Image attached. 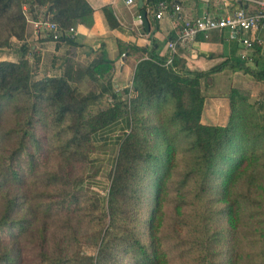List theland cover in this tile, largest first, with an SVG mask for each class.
Returning a JSON list of instances; mask_svg holds the SVG:
<instances>
[{
    "label": "trees",
    "instance_id": "trees-1",
    "mask_svg": "<svg viewBox=\"0 0 264 264\" xmlns=\"http://www.w3.org/2000/svg\"><path fill=\"white\" fill-rule=\"evenodd\" d=\"M165 1L168 0H146L143 8L146 9L151 2H155L156 8L160 2ZM23 4L29 7L30 19H35L39 10L45 8L41 13L56 22L62 30L78 23L89 25L92 22V7L87 0H0V19L6 20L12 38L23 39L26 26L31 25L23 14ZM66 36L63 33L55 41L66 39ZM12 44L10 40H6L0 42V48L11 47ZM155 47V40H152V49L146 52L148 58L136 65L130 90L125 89L117 94L108 81L106 88L111 91V103L94 115L87 114L89 97L77 94L72 83V73L75 72L71 65L63 76L37 78L26 57V49L18 61L0 60V233L7 228L11 234L15 225L19 226L21 233H25L30 223L28 216L36 221L42 220L39 219L40 215L49 216L53 207L60 206L72 216L66 221L68 229L74 219L73 215L81 213L82 217L89 219L87 224L90 230H97L96 235L90 237L95 255L79 250L76 258L80 262L170 264V252L173 249L177 253L173 256L184 259L185 264H188L187 256L191 258L190 264H236L233 249L227 252L225 258L221 257L218 249L222 241L221 230L218 226L213 227L209 219L202 215L196 225H190L192 228L185 235L179 229L175 231L174 244L166 246L164 243L161 235L165 216L163 208L171 193L168 181L173 177L176 165L175 148L172 143H167L159 164L160 157L148 153L145 156L139 146L140 137L133 120L134 116L147 108L159 109L163 103L172 102L173 111L166 116L169 122H175L177 126L174 136L181 135L182 140L188 142V149L194 151L182 180L175 189V214L184 216L182 203L188 195L193 194L195 198L205 199L215 206L220 203L218 210L224 213L228 230L233 233L239 222L242 201L250 199V195L255 193L257 198H254L252 205L263 216L256 231L264 239V133L260 130L252 135L246 130V125L240 123L245 120L243 106L247 105V98L241 95L239 89L233 88L229 95L230 116L227 124H202L200 117L204 96L201 93V81L212 73L221 71L226 63L216 65L206 72L190 71L182 66L176 55L169 65H165L167 56L159 57L154 53ZM107 62L103 55L84 68L85 72L96 80L98 67ZM232 69L242 70L262 81L264 54L255 68L241 63L234 64ZM123 117L130 120L131 131L119 141L115 168L105 197L89 192L85 189L82 178H78L63 194L65 204L64 201L63 205L50 201L38 205L36 210L28 208L26 201L29 196L23 185L31 179L37 180L35 175L39 160L36 153L41 155V150L45 149L41 139L35 134L37 126L46 118L50 119L54 127L62 126L61 130L55 129L53 133L58 149L59 143H63L61 137L64 130L69 134L61 148V155H66L65 169L63 165H59L57 169L60 171L56 169L45 174L44 183L53 184L51 196L55 199L66 186L63 179L70 180L72 175L68 168L69 160L79 158L83 164L93 145V135ZM68 118L70 121L64 126V121ZM155 132L161 137L165 135L167 139V129L157 128ZM149 157L155 162V169L149 186L150 205L146 218L141 221L138 220L140 214L137 205L142 197L132 179L140 163L147 161ZM191 182L194 186L189 187L187 183ZM238 186L247 190L240 192ZM56 187H59V191L54 190ZM83 200L91 204L83 207ZM19 201L23 202L18 203ZM79 221L80 219L76 222ZM79 230L81 229L77 224L72 225L71 232L76 239ZM40 239L37 244L40 249L39 263L44 264L50 259L48 252L43 250L46 239L44 231H41ZM65 251L61 241H56V259L53 258L51 264L71 262Z\"/></svg>",
    "mask_w": 264,
    "mask_h": 264
},
{
    "label": "rangeland",
    "instance_id": "rangeland-1",
    "mask_svg": "<svg viewBox=\"0 0 264 264\" xmlns=\"http://www.w3.org/2000/svg\"><path fill=\"white\" fill-rule=\"evenodd\" d=\"M14 8V12H16L17 8L15 5ZM10 34L11 31L9 30L6 20L0 19V42L6 40L12 42L13 38ZM6 49V47L0 48V52L2 53L1 57H5L4 53L7 51L4 50ZM72 76H74L72 83L76 88L77 94L82 97H89V104L86 109L88 115H94L99 110L105 109L110 105L111 91L106 88L108 81L110 82V80L103 77H96L97 79L93 80L85 72L84 68L79 69L76 73H72ZM226 83L227 80L224 78L205 80L204 84L201 85V93L204 96V99L210 96L224 94ZM238 89L240 90L241 95L247 98V105L243 106L245 120H242L240 123L246 125V130L252 135L260 130L264 133V92L249 88ZM131 96H134V94L131 93ZM163 104L159 109L147 108L146 110L141 111L134 116L133 124L136 127V133L140 137L139 146L142 153L145 156L148 153L151 154V156L160 157L158 159V164L162 160L161 154L164 153L167 143H172L175 148L174 153L176 165L173 169V177L168 181L171 193L170 197L164 202L163 210L165 216L161 227V235L164 237L165 245L171 246L174 244L176 237L175 231L179 229L181 233L185 235V233L192 228L190 225H196L199 221V216L202 215L209 219L213 227L218 226L221 230L222 241L218 249H220V255L222 258H225L227 252H229L230 249H233L232 253L234 254V259L237 260L236 264H264V239L259 237V232L256 231V227L259 222L263 220V216H261L259 210L252 205L255 200L254 198H257L255 193L250 195V199L242 201L239 222L237 229L233 230V233L228 230L224 213L222 210L221 213L218 210L221 206L220 203L215 206L212 202H208L205 199L199 200L195 198L193 194L188 195L187 199L182 203L184 216L179 217L175 214L174 207L177 203L174 199L175 189L179 185V181L182 180L183 172L187 169L188 164L194 155V151L188 149V142L182 140L181 135L174 136L177 126L175 122H169L166 116L173 111L174 103L167 102L164 105ZM86 119L88 120V118ZM69 121L70 118L66 119L64 121V126L68 124ZM61 127H54L51 124L50 119L46 118V120L35 129V134L39 136L45 149L41 150V155L36 153V157L39 160V166L35 175L37 180L32 181L31 179V181H28L23 185L24 188L26 187L29 196L26 203L29 206L28 208H32L33 210H36L38 205L46 204V202L50 201L55 204L59 202L61 205H63L64 201L65 204L63 194L75 184V179L78 180V178H82L84 181V187L89 192L105 197L115 168L118 146L120 145L119 141L131 131V128H127L126 131L122 130L116 132V135L109 132L106 136L101 135L100 132L97 131L98 133L93 135V145L90 148L88 158L84 160L83 164L80 163L79 158H72L69 160L70 165L68 168L72 173L70 180L66 181L63 179L66 186L63 188V191H60L58 198L52 199L51 192L53 190V184L45 185L44 179L47 172L55 171L59 165H63V169H65L66 166V161L64 159L66 155H61V148L65 143V138H68L69 134L64 130L61 137V142L63 143H59V149L57 148L58 145L56 142H54L55 134L53 133L55 129L61 130ZM162 127L167 129V139H165V135L161 137L155 132V129H160ZM154 165L155 162L151 157H149L147 161H142L132 179V183L136 185L135 187L138 189L139 194L142 197L138 200L137 205L140 214L138 220L141 221L146 218V211L150 205L149 186L150 181L153 178V170L155 169ZM56 171L60 170L57 169ZM253 171L255 173L257 172V170ZM32 178H34V176ZM58 181L61 182V180ZM187 185L191 187L193 183H187ZM58 188L59 187H56L54 190H57ZM21 189L22 188H20V190ZM43 190H46V193H43ZM238 190L243 192L247 190V188L238 186ZM22 202L23 201H19L18 203ZM90 204L91 202L86 201L85 203L83 200L81 205L89 206ZM216 210H218L217 214ZM21 213L22 211L19 214ZM19 214L17 216H20ZM70 217L72 216L58 206V208L53 207L49 216L40 215L39 219L42 220L36 221L28 216L27 218L30 223L25 233H21V229H19L18 225H15V230H13L11 234L7 231V228H4L0 233V264H40V249L37 244L41 241V231H44V234L46 235V239L43 242V250L47 251L50 255V259L44 264H51V260L53 258L56 259V253H54V245L56 241H61V245L66 248V256L70 257L72 260L66 264H87L77 260L76 252L80 250L85 251L86 254L95 255V247H91L92 243H90V240L92 239L90 237L94 234L96 235L97 230L93 229V232L90 230V226L87 224L89 219L82 217L81 213L73 215L74 219L71 221V224L69 223L70 229H68L66 221ZM79 219L80 221L76 222ZM76 224L78 228L81 229L79 230V234L76 233L78 239H76L72 234L73 232H71L72 225ZM84 235H88V237H85ZM9 250H12V253H10L9 256H6L9 253ZM173 254L177 255L176 251L172 249L170 252V255H172L170 264H185L184 259L174 257ZM62 257L65 259L64 255ZM187 262L188 264L192 262L191 258L188 256ZM117 263L118 262L115 264Z\"/></svg>",
    "mask_w": 264,
    "mask_h": 264
},
{
    "label": "crops",
    "instance_id": "crops-1",
    "mask_svg": "<svg viewBox=\"0 0 264 264\" xmlns=\"http://www.w3.org/2000/svg\"><path fill=\"white\" fill-rule=\"evenodd\" d=\"M87 1L92 7V22L89 25L75 24L72 26L75 29L72 36L67 34L66 39L54 41L47 32L36 34L28 24L24 38L13 37L12 46L4 50L7 51L5 57H1L0 52V60L18 61L26 49V57L35 76L41 78L63 76L70 65L76 73L104 55L108 62L98 67L99 74L96 76L110 80L113 91L119 94L125 88L130 89L136 65L148 58L146 52L152 49V40L156 43L155 54L159 57L168 55V42L176 39L182 20L200 16L204 12L224 16L239 7L249 13L257 10L248 0H168L165 1L167 9L157 19L154 11L158 5L155 8V2H151L145 9L150 26L147 31L140 20L137 0L133 4H127L126 0ZM145 4L146 0L143 7ZM174 4L180 7L176 13L173 12ZM42 10L45 8L40 9L38 15ZM243 37L259 38L264 42V28L246 33ZM255 46L245 49L241 39L231 36L225 29L198 34L187 43L178 44L176 57L187 70L206 72L226 63L221 71L201 81L202 85L208 79L227 80L224 94L204 99L200 117L202 124H227L230 116L229 95L233 88L264 92V80L258 81L242 70L232 69L234 64L241 63L255 68L264 54V45ZM129 126L130 120L123 117L98 132L106 136L109 132L126 131Z\"/></svg>",
    "mask_w": 264,
    "mask_h": 264
},
{
    "label": "built area",
    "instance_id": "built-area-1",
    "mask_svg": "<svg viewBox=\"0 0 264 264\" xmlns=\"http://www.w3.org/2000/svg\"><path fill=\"white\" fill-rule=\"evenodd\" d=\"M248 1L256 6L257 10L255 12L249 13L244 8H237L224 16H214L208 12H204L200 16L182 20L176 39L168 42L169 52L164 64L169 65L172 62L177 53L176 49L178 44L187 43L198 34H206L214 30H228L231 36L241 39L245 49H251L256 44L264 45V42L259 38L250 39L243 37L246 33L256 32L260 28H264V0ZM135 2L136 0H126L127 4H133ZM28 9L29 7L26 4L22 5L23 14L30 21L36 34L41 31L47 32L54 41L59 39L63 33L70 36L74 34V27L62 30L56 22L45 17L42 13H40L36 19H30ZM166 9V3L160 2L157 9L154 11L155 17L160 19ZM179 10L180 7L174 4L173 12L176 13Z\"/></svg>",
    "mask_w": 264,
    "mask_h": 264
},
{
    "label": "water",
    "instance_id": "water-1",
    "mask_svg": "<svg viewBox=\"0 0 264 264\" xmlns=\"http://www.w3.org/2000/svg\"><path fill=\"white\" fill-rule=\"evenodd\" d=\"M143 3H144V0H137V5H138V8L140 9V20H141V23L146 28V30L149 31V28H150L149 21L147 19V12L143 8Z\"/></svg>",
    "mask_w": 264,
    "mask_h": 264
}]
</instances>
